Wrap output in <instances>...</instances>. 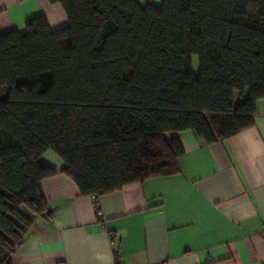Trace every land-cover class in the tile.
Wrapping results in <instances>:
<instances>
[{"label": "trees", "instance_id": "1", "mask_svg": "<svg viewBox=\"0 0 264 264\" xmlns=\"http://www.w3.org/2000/svg\"><path fill=\"white\" fill-rule=\"evenodd\" d=\"M50 1L65 28L40 16L0 36V264L49 213L44 180L96 198L176 175L178 134L226 141L264 100V0Z\"/></svg>", "mask_w": 264, "mask_h": 264}, {"label": "crops", "instance_id": "2", "mask_svg": "<svg viewBox=\"0 0 264 264\" xmlns=\"http://www.w3.org/2000/svg\"><path fill=\"white\" fill-rule=\"evenodd\" d=\"M40 16L53 31L69 23L50 0H0V36L26 34ZM177 137L185 153L176 175L96 198L66 175L44 180L49 213L36 217L11 264H264V100L254 127L226 141ZM42 161L65 166L52 152Z\"/></svg>", "mask_w": 264, "mask_h": 264}, {"label": "rangeland", "instance_id": "3", "mask_svg": "<svg viewBox=\"0 0 264 264\" xmlns=\"http://www.w3.org/2000/svg\"><path fill=\"white\" fill-rule=\"evenodd\" d=\"M248 18L251 20V21H255L256 18H257V11L251 7L248 11V14H247ZM193 68L195 70L196 73H198L200 71V65H199V58L198 56H195L193 57Z\"/></svg>", "mask_w": 264, "mask_h": 264}]
</instances>
